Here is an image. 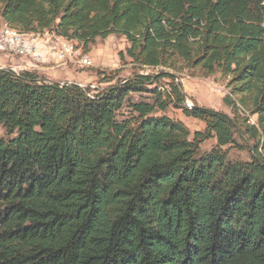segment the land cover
<instances>
[{
    "label": "trees",
    "instance_id": "trees-1",
    "mask_svg": "<svg viewBox=\"0 0 264 264\" xmlns=\"http://www.w3.org/2000/svg\"><path fill=\"white\" fill-rule=\"evenodd\" d=\"M3 25L122 35L156 73L91 93L0 68V264H264V0H0ZM184 71L227 77L232 116L187 108Z\"/></svg>",
    "mask_w": 264,
    "mask_h": 264
},
{
    "label": "rangeland",
    "instance_id": "rangeland-1",
    "mask_svg": "<svg viewBox=\"0 0 264 264\" xmlns=\"http://www.w3.org/2000/svg\"><path fill=\"white\" fill-rule=\"evenodd\" d=\"M41 38V42H42ZM50 45L54 54L49 61H46L47 71H50L46 75V70L35 69L39 75L45 77L48 81L56 82H68L83 84L88 86L91 90V93H96L107 87L109 84H114L115 82H121L124 78H127L132 75L133 72L141 73H156L155 69H136L126 58L124 62H120L118 53L119 51H124L128 43L124 36L122 35H109L106 38H95L87 46L79 45V48L83 53L87 54L92 62L90 67H82L87 65H80L74 60L61 61L57 58L56 48L52 44ZM9 51V50H5ZM11 52V51H9ZM40 52V51H39ZM37 62V61H36ZM42 62V61H39ZM42 64V63H41ZM64 64V65H63ZM40 66V64H39ZM19 68L17 66H11ZM9 69V65L4 67ZM97 71L104 72L106 75L112 71H115V77L112 81L100 82V79L97 77ZM44 73V74H43ZM177 81L180 82L182 90L185 94V101L187 108L192 107V104L197 106L211 108L217 111L226 113L229 116H232V110L230 107L226 106L223 103V97L228 94L229 89L227 88V77H222L219 73H214L212 75L203 77V76H192L189 75L186 71L182 73H177ZM90 77H94L92 81L86 82ZM167 79H162V83H166ZM148 94H135L133 95L134 100H141L148 98ZM151 114L153 115H162L165 114L174 120H181L190 131L203 129V123L199 120L193 118H186L180 108L169 106L165 111L160 112L154 110ZM237 114L240 116H245V113L241 109L237 110ZM5 136V131L0 125V138ZM215 143L214 139H208L201 143V149L204 151L209 150ZM232 156L238 159H246L247 153L245 150H234L232 151Z\"/></svg>",
    "mask_w": 264,
    "mask_h": 264
},
{
    "label": "built area",
    "instance_id": "built-area-1",
    "mask_svg": "<svg viewBox=\"0 0 264 264\" xmlns=\"http://www.w3.org/2000/svg\"><path fill=\"white\" fill-rule=\"evenodd\" d=\"M41 38L43 39L42 42L45 44H52L56 48V55L59 60H72L70 56H67V47H75V51H77V55L80 54L82 51L79 48V45L75 41L67 40L59 35H52L47 36H33L29 41H19L16 38H13V35H6L0 34V44H5V50L11 51L14 55L21 57V58H29L32 60H39L40 53H39V44L41 42ZM92 65L91 60L88 61L87 66L82 67H90ZM13 72H20L22 71L21 68L11 67L9 68ZM81 87H86L83 84H78Z\"/></svg>",
    "mask_w": 264,
    "mask_h": 264
},
{
    "label": "crops",
    "instance_id": "crops-1",
    "mask_svg": "<svg viewBox=\"0 0 264 264\" xmlns=\"http://www.w3.org/2000/svg\"><path fill=\"white\" fill-rule=\"evenodd\" d=\"M29 38L30 37H28V39ZM39 51H40L39 52L40 53V59L39 60H32L29 58H21V57L14 55L13 53H11L9 51H5V47H2L0 45V67H4L5 65H9V66H17V67L21 68L22 70L35 71V69H38V70L41 69V70L47 71L48 68L44 67L46 65L45 62L49 61L53 57V55H55L54 50L50 45L45 44L43 42H40ZM52 59L54 61H56L54 58H52ZM39 61H42V62H39ZM39 64H40V66H39ZM49 73H50V71H47L46 75ZM93 78L94 77H90L86 82L92 81Z\"/></svg>",
    "mask_w": 264,
    "mask_h": 264
},
{
    "label": "bare ground",
    "instance_id": "bare-ground-1",
    "mask_svg": "<svg viewBox=\"0 0 264 264\" xmlns=\"http://www.w3.org/2000/svg\"><path fill=\"white\" fill-rule=\"evenodd\" d=\"M6 34V35H13V38L18 39L19 41H29L33 36H47V35H52V33H42V34H24L17 32L11 28H9L6 25H3L0 28V34ZM28 37H30L28 39ZM2 47H5V44H0ZM67 56H70L72 60L76 61L80 65H87L88 61L90 60L89 56L82 51L80 52L79 55H77V51H75V47H67ZM61 61H66V60H61Z\"/></svg>",
    "mask_w": 264,
    "mask_h": 264
}]
</instances>
